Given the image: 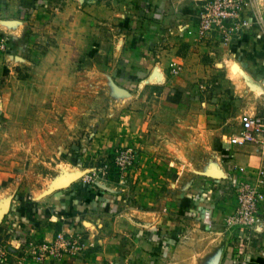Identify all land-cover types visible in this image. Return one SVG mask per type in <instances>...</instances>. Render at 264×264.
<instances>
[{
    "label": "crops",
    "instance_id": "1",
    "mask_svg": "<svg viewBox=\"0 0 264 264\" xmlns=\"http://www.w3.org/2000/svg\"><path fill=\"white\" fill-rule=\"evenodd\" d=\"M49 1L55 6V19L62 18L60 22L66 27L76 21L92 23L91 18L103 23L114 20L127 26L128 32L123 31L118 37V72L122 77H130L132 84L165 89L171 101L178 99V103L193 105L197 101L185 93L198 85V75L217 67V61L224 59L228 66L231 63L228 73L230 77L235 74L237 93L245 101L237 107V114H264V31L256 25L229 49L217 39H197V11L203 0ZM49 1L34 4L29 9L34 11L32 17L37 16L40 5ZM22 3L23 0H0V29L14 39L26 29ZM262 3L264 8V0ZM7 56L10 58V54ZM172 61L183 65L178 75L170 72ZM2 71L0 67V75ZM254 87L262 92H251ZM179 119L183 120L179 132L190 131L189 135L203 137L202 113L184 111ZM147 150H140L122 184L110 180L111 177L85 181L95 167L86 163L88 154L51 179L39 173L32 175L25 160L4 161L0 154V234L10 256L9 261L6 257L1 261L264 264V227L260 242L248 238L239 246L236 234L224 224L237 205L233 184L251 176L253 180L259 177L264 185V175H259L260 170L264 171V135L256 142L226 152L228 160L213 169L217 175L208 171L211 176L201 177L193 184L183 177L174 180L172 170L161 172V164L179 161L175 159L177 151L173 145L160 143L150 153ZM260 214L264 225V198ZM60 231L82 233L85 248L79 257L65 255L43 263L30 260L28 253L33 244L50 242Z\"/></svg>",
    "mask_w": 264,
    "mask_h": 264
},
{
    "label": "rangeland",
    "instance_id": "2",
    "mask_svg": "<svg viewBox=\"0 0 264 264\" xmlns=\"http://www.w3.org/2000/svg\"><path fill=\"white\" fill-rule=\"evenodd\" d=\"M43 1L23 0L27 24L17 39L0 29V67L5 72L0 75V154L4 161L25 160L32 175L39 173L51 179L85 154L86 163L97 166L104 160L108 162L121 147H134L137 160L140 150L148 149L150 153L155 144L167 143L174 146L179 161L161 164V172L172 170L174 180L183 177L193 184L211 176L208 171L217 175L213 169L228 160L226 152L246 145L229 142L239 127L237 117L243 114H237V107L245 101L237 93L235 74L230 77L228 73V60L221 59L217 67L198 75V85L185 93L197 102L183 105L178 99L171 101L165 89L132 84L130 77L119 75L117 43L120 33L128 32L126 25L91 18L92 23L76 21L66 27L60 22L62 18L55 19V6L49 0H45L49 4L40 5L33 18L34 11L29 9ZM254 88L250 91L262 92ZM184 111L203 114V137L178 131L183 122L180 113ZM128 173L112 172L102 177L122 184ZM259 175L263 176L264 171L260 170ZM247 181L264 187L259 177H245L233 184L236 198L239 185ZM260 211L261 205L259 218ZM233 212L224 224L236 234L241 246L248 238L226 223ZM257 227V233L248 234L250 240L260 242L262 217ZM4 257L10 260L0 234V264H4Z\"/></svg>",
    "mask_w": 264,
    "mask_h": 264
},
{
    "label": "built area",
    "instance_id": "3",
    "mask_svg": "<svg viewBox=\"0 0 264 264\" xmlns=\"http://www.w3.org/2000/svg\"><path fill=\"white\" fill-rule=\"evenodd\" d=\"M196 34L200 41L217 39L231 49L244 39L251 26L256 25L264 31V8L262 0H203L198 6ZM8 37V36H6ZM170 72L179 74L183 65L179 62L170 63ZM264 135V114L243 113L238 129L231 135L230 142L235 145L255 142ZM136 163V151L132 146L117 149L111 159L98 163L85 177L87 182L112 172L124 175ZM264 198L259 183L247 181L238 188V204L229 215L226 223L230 228H238L244 237L250 238L249 231L257 233L259 227L258 207ZM85 248L80 232L60 231L50 242L33 244L28 256L30 260L43 263L48 259L61 258L65 255L79 257ZM4 253V251H2ZM2 259V258H1Z\"/></svg>",
    "mask_w": 264,
    "mask_h": 264
}]
</instances>
